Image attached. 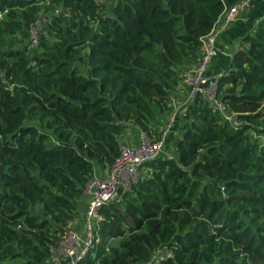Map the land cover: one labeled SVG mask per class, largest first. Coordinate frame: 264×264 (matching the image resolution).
<instances>
[{
    "label": "trees",
    "instance_id": "1",
    "mask_svg": "<svg viewBox=\"0 0 264 264\" xmlns=\"http://www.w3.org/2000/svg\"><path fill=\"white\" fill-rule=\"evenodd\" d=\"M236 1L0 0V264L46 263L94 162L111 164L129 123L159 135L200 37ZM225 69L230 118L203 103L173 153L99 207L68 264H143L159 250L155 264H264V17Z\"/></svg>",
    "mask_w": 264,
    "mask_h": 264
},
{
    "label": "built area",
    "instance_id": "2",
    "mask_svg": "<svg viewBox=\"0 0 264 264\" xmlns=\"http://www.w3.org/2000/svg\"><path fill=\"white\" fill-rule=\"evenodd\" d=\"M102 2V0H96ZM249 5V0H237L228 7H224L217 18L212 22L209 30L200 37V54L198 59L181 75L180 81L186 87V98L191 99L198 95L202 101L229 119L231 114L225 111V104L217 95V77L226 74V69L216 75H207L206 67L216 54V38L234 19L236 14ZM35 29L32 27L30 41H35ZM164 133L159 131L158 136L149 135L138 130L137 138L131 143L119 144L117 155L111 164L104 168L102 173H92L88 178L83 193L85 206L80 226H74L73 219L66 224V231L48 254L45 264H68L81 258L94 237V231L103 218L99 207L117 197L120 191L128 190L141 176V165L158 155H163ZM158 258V257H157ZM157 258L152 264H155ZM151 258L143 264H148Z\"/></svg>",
    "mask_w": 264,
    "mask_h": 264
},
{
    "label": "crops",
    "instance_id": "3",
    "mask_svg": "<svg viewBox=\"0 0 264 264\" xmlns=\"http://www.w3.org/2000/svg\"><path fill=\"white\" fill-rule=\"evenodd\" d=\"M264 17V0H249V5L239 11L233 20H231L225 29H223L216 38L217 52L209 61L206 67V74L216 75L225 69L229 63L230 55L233 49L241 44V37L250 32L252 27L258 25ZM186 87L181 83L170 91L168 105L170 110L167 114H158L156 118V128L164 133L163 155L173 153L174 143L181 135V132L188 124L192 114L203 105L202 99L194 95L191 99L186 98ZM138 128L129 123L123 134L119 136V143L133 142L137 138ZM104 168L94 162L93 173H102ZM85 195L76 200V216L73 218L74 226L79 227L84 206Z\"/></svg>",
    "mask_w": 264,
    "mask_h": 264
},
{
    "label": "rangeland",
    "instance_id": "4",
    "mask_svg": "<svg viewBox=\"0 0 264 264\" xmlns=\"http://www.w3.org/2000/svg\"><path fill=\"white\" fill-rule=\"evenodd\" d=\"M102 1H104V2L107 3V4H109V2H110L111 0H102ZM40 15H44V14L41 13ZM140 169H141V171H142V167H140ZM163 252H164L163 250L154 251V252H153V255H152V257H151V261H150L148 264H152V263L155 261V259H156L157 257L164 255Z\"/></svg>",
    "mask_w": 264,
    "mask_h": 264
}]
</instances>
